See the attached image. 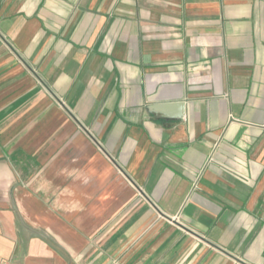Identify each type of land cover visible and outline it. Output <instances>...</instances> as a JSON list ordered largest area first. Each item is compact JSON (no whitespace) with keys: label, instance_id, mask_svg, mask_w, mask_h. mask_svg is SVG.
Listing matches in <instances>:
<instances>
[{"label":"crops","instance_id":"crops-1","mask_svg":"<svg viewBox=\"0 0 264 264\" xmlns=\"http://www.w3.org/2000/svg\"><path fill=\"white\" fill-rule=\"evenodd\" d=\"M0 264H264V0H0Z\"/></svg>","mask_w":264,"mask_h":264}]
</instances>
